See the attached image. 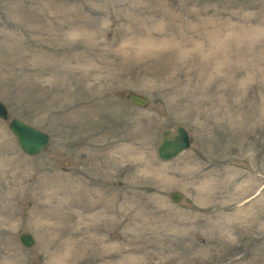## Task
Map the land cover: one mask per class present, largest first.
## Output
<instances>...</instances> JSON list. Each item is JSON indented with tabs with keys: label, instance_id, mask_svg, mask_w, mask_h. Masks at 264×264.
Instances as JSON below:
<instances>
[{
	"label": "rangeland",
	"instance_id": "obj_1",
	"mask_svg": "<svg viewBox=\"0 0 264 264\" xmlns=\"http://www.w3.org/2000/svg\"><path fill=\"white\" fill-rule=\"evenodd\" d=\"M0 101V264H264V0H0Z\"/></svg>",
	"mask_w": 264,
	"mask_h": 264
},
{
	"label": "water",
	"instance_id": "obj_2",
	"mask_svg": "<svg viewBox=\"0 0 264 264\" xmlns=\"http://www.w3.org/2000/svg\"><path fill=\"white\" fill-rule=\"evenodd\" d=\"M124 95V93L121 94V96ZM126 97L128 101L140 107H144L148 102L147 97L134 92L128 93ZM7 114L6 105L0 101V119L7 120ZM8 128L15 136L19 147L28 155L40 153L48 144V134L24 123L18 118H11L8 121ZM191 142H193V137L189 136L187 130L181 125L174 126L173 130L163 129L160 132V141L156 147L157 156L163 161L170 160L181 151L188 149ZM181 197L182 194L177 191L172 192L170 195L173 202H178ZM19 240L26 248L33 246L35 243L33 236L29 233H21Z\"/></svg>",
	"mask_w": 264,
	"mask_h": 264
},
{
	"label": "bare ground",
	"instance_id": "obj_3",
	"mask_svg": "<svg viewBox=\"0 0 264 264\" xmlns=\"http://www.w3.org/2000/svg\"><path fill=\"white\" fill-rule=\"evenodd\" d=\"M53 32H54L53 29H51L50 30V34H52ZM58 34L62 35V34H65V32L62 29H59ZM10 51L13 52V51H15V49L14 48H10Z\"/></svg>",
	"mask_w": 264,
	"mask_h": 264
}]
</instances>
